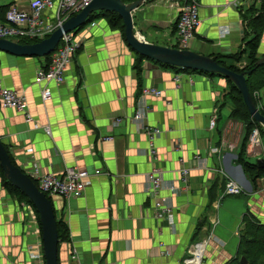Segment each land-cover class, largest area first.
<instances>
[{
    "label": "crops",
    "instance_id": "0c3cea01",
    "mask_svg": "<svg viewBox=\"0 0 264 264\" xmlns=\"http://www.w3.org/2000/svg\"><path fill=\"white\" fill-rule=\"evenodd\" d=\"M29 1L0 0V6L28 8ZM198 2L199 24L188 50L227 56L244 49L243 17L253 1ZM178 8L171 0H147L132 13L136 32L168 47ZM75 36L80 48L64 83L49 85L46 102L34 79L47 61L0 53V86L24 95L34 121L50 130H34L23 114L0 105V140L16 165L28 176L33 165L42 174L69 167L90 175L81 198L53 200L69 234L58 245V263L182 264L200 243L201 264H226L237 253L243 216L248 212L264 222V178L252 185L236 162L244 134L240 123L227 118V108L219 109L225 81L144 60L139 84L135 53L105 20ZM263 54L264 32L258 49ZM146 88L162 95L144 96ZM256 93L264 113V87ZM215 106L217 120L209 129ZM136 111L143 114L139 123L132 119ZM145 125L161 130L154 162L147 155ZM261 142L255 149L247 143V162L264 159ZM152 166L163 171L161 196L172 206L170 217L154 216L146 181ZM228 178L243 189L240 195L222 196ZM29 246L41 251L39 227L0 182V264H35Z\"/></svg>",
    "mask_w": 264,
    "mask_h": 264
},
{
    "label": "built area",
    "instance_id": "2783aa9c",
    "mask_svg": "<svg viewBox=\"0 0 264 264\" xmlns=\"http://www.w3.org/2000/svg\"><path fill=\"white\" fill-rule=\"evenodd\" d=\"M92 0H30L28 8H18L9 6L5 21L0 22V40L16 41L21 39L42 41L48 38L54 31L61 28L63 23L70 17L75 16L87 7ZM257 8L260 7L262 0H252ZM255 7V8H256ZM176 31L169 43L171 48L186 49L190 47V43L194 38V32L199 24L198 18V2L196 0H182L178 8L176 18ZM90 25L94 26V22ZM80 48V40L76 39L73 32L63 33L59 44L55 51L51 54L49 64L46 69H40L35 74L34 83L41 88V99L46 102L51 99V89L49 85L60 86L64 83L65 73L71 64L73 57ZM179 78L175 79L177 84ZM178 85V84H177ZM144 96L160 97L161 91L146 88L142 91ZM257 93H255V96ZM0 105L6 109H12L23 114L24 121L31 124L34 130L42 129L45 134L50 135L47 125L41 126L29 113L28 104L24 95L18 92L0 86ZM218 107L212 108L208 120V128L213 129L218 116ZM143 117L141 111H136L132 119L139 123ZM142 131L147 137V155L151 161L157 160V148L155 141L161 134L158 127L143 126ZM109 139V138H108ZM249 146L253 149L259 146L260 136L258 131L253 130L248 140ZM33 173L28 177L36 182V187L48 199L59 198L64 202L70 199H79L84 195L88 185L90 175L86 171L76 168L66 167L62 173L42 174L33 165ZM187 170H182L183 181L186 182L185 175ZM148 196L153 200L154 216L162 219L170 217L173 213L172 206L167 202L165 197L161 196L163 171L158 166H152L146 174ZM243 189L231 178H228L222 196L240 195ZM23 208L27 212L28 217L33 218L37 223L39 230V222L36 215L29 204L22 203ZM41 232V230H40ZM30 259L35 264H45L43 251L35 254L31 246L28 250ZM204 253L202 244H196L192 252H189L182 264H201ZM72 260H76V256H71Z\"/></svg>",
    "mask_w": 264,
    "mask_h": 264
},
{
    "label": "water",
    "instance_id": "95a60500",
    "mask_svg": "<svg viewBox=\"0 0 264 264\" xmlns=\"http://www.w3.org/2000/svg\"><path fill=\"white\" fill-rule=\"evenodd\" d=\"M146 1L137 0L132 4H125L121 0H92L81 12L70 17L63 23L61 28L42 41L22 45L10 40H0V53L22 58H44L55 51L63 33L73 32L75 34L76 31L84 26L90 14L97 11L113 12L121 18L125 27V42L133 52L164 65L224 77L235 85L254 122L264 128V116L258 111L248 91L244 73H235L219 65L212 57L191 50L148 43L136 32L132 13L143 6ZM263 64L264 56L260 57L256 62V67ZM256 164L259 168L264 169V159H258ZM0 168L4 178L20 190L37 211L45 264H59V240L52 203L50 199L38 190L28 175L12 163L10 155L1 140ZM239 262L240 264H248L243 257L240 258Z\"/></svg>",
    "mask_w": 264,
    "mask_h": 264
},
{
    "label": "trees",
    "instance_id": "16d2710c",
    "mask_svg": "<svg viewBox=\"0 0 264 264\" xmlns=\"http://www.w3.org/2000/svg\"><path fill=\"white\" fill-rule=\"evenodd\" d=\"M121 1L125 4H132L137 0H121ZM7 9H8V5L0 6V22L5 21V14ZM99 19L105 20L111 29L118 30L121 33L123 39L125 40L124 24L121 18L116 13L113 12H107V11L93 12L92 14H90L83 27ZM243 24H244V35L242 38V42L244 43V49L242 48L240 52L234 55L224 56L221 54H216L210 57H212L222 67H225L238 74L244 73V78L246 81V85L248 87V91L255 105L258 108V101L255 97V93L264 87V64L259 67H256V62L259 60L260 57L264 56V54L262 56L258 55L259 41L264 32V0H262L258 10L257 8H255L254 4L250 7V9L243 17ZM83 27H81L80 29H82ZM176 29L177 27L175 24L173 33L176 31ZM15 42L22 45L37 43V41L26 40V39L16 40ZM135 55H136V60L134 63V70L136 71V79L139 84L141 83L142 63L144 60L150 61L161 68L167 70L171 69L178 73L185 72L188 74H194V73L201 74L204 76H208L210 78L218 77L219 79L225 81L226 89L225 91L222 92L221 97L219 98L218 101V103L220 102L219 109L223 110L227 108V110L229 111L227 118L234 122L240 123L242 125L243 134H244L242 138V142L240 144L239 153L237 154L236 162L240 167L244 176L247 177V179L250 181L252 185L255 184V181L257 179L264 178V169L259 168L257 164H251L250 162H247L246 153H245L249 136L252 134L253 130L256 129L260 136V140L264 141V128L258 123L254 122L246 105L243 102L241 94L238 92L237 88L232 82H230L229 80L225 79L220 75L210 74L206 72H197L193 70H184L177 67H172L169 65H164L158 62H154L137 53H135ZM242 55H244L247 61L244 69L238 70L234 65L227 64V61L240 63L241 60L244 58V57L242 58ZM50 56L51 55L44 57V59L47 61L46 68L49 64ZM258 111L264 116V113L260 109H258ZM5 148L8 151L6 146ZM10 158L12 163L16 165L15 161L12 159L11 156ZM0 182L2 188L8 194L12 195L19 203H26L32 207L38 221V214L34 206L20 190H18L15 186L10 184L4 178L1 168H0ZM33 182L35 185H37L35 181ZM53 200L54 199L50 198L56 220L58 240L60 243L64 240H67L69 234L63 219L56 214V208ZM241 257L245 258L248 264H264V224H261L254 215L248 212L246 215L243 216L241 221V229L239 231V243H238L237 253L235 257L229 260L226 264H240L239 260Z\"/></svg>",
    "mask_w": 264,
    "mask_h": 264
},
{
    "label": "rangeland",
    "instance_id": "374dc122",
    "mask_svg": "<svg viewBox=\"0 0 264 264\" xmlns=\"http://www.w3.org/2000/svg\"><path fill=\"white\" fill-rule=\"evenodd\" d=\"M169 1V0H168ZM171 1H174V3H176V4H178V5H180V3H182V0H171ZM197 2H198V0H196ZM199 3V2H198ZM253 5V4H252ZM257 10H258V8H257ZM100 20V19H99ZM97 21V20H96ZM81 30V29H80ZM79 31V30H78ZM78 31H76V33H78ZM168 47H170V46H168ZM259 56H262V55H259ZM243 60V61H242ZM241 60V62L240 63H238V62H232V61H227V64L228 65H234L238 70H241V69H244V67L246 66V59H245V57L243 58ZM256 97V96H255ZM244 136V135H243ZM250 137V136H249ZM241 142H242V140H241ZM260 142H261V140H260ZM264 142V141H263ZM262 143V142H261ZM241 144V143H240ZM264 144V143H263ZM260 145V144H259ZM259 220V219H258ZM259 222L261 223V224H264V222H262V221H260L259 220Z\"/></svg>",
    "mask_w": 264,
    "mask_h": 264
},
{
    "label": "bare ground",
    "instance_id": "6f19581e",
    "mask_svg": "<svg viewBox=\"0 0 264 264\" xmlns=\"http://www.w3.org/2000/svg\"><path fill=\"white\" fill-rule=\"evenodd\" d=\"M2 107V106H1Z\"/></svg>",
    "mask_w": 264,
    "mask_h": 264
}]
</instances>
